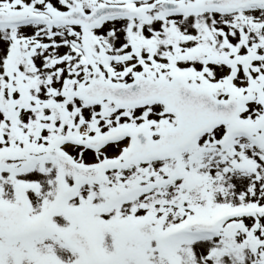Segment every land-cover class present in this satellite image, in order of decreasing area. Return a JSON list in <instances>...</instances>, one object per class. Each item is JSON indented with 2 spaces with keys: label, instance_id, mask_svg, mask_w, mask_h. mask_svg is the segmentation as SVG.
I'll return each mask as SVG.
<instances>
[{
  "label": "snow or ice",
  "instance_id": "obj_1",
  "mask_svg": "<svg viewBox=\"0 0 264 264\" xmlns=\"http://www.w3.org/2000/svg\"><path fill=\"white\" fill-rule=\"evenodd\" d=\"M0 264H264V0H0Z\"/></svg>",
  "mask_w": 264,
  "mask_h": 264
}]
</instances>
